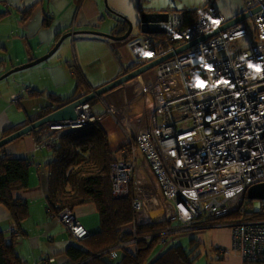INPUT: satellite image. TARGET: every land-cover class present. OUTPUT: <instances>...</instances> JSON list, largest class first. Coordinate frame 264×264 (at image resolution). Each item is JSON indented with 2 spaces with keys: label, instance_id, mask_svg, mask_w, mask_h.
Masks as SVG:
<instances>
[{
  "label": "built area",
  "instance_id": "built-area-1",
  "mask_svg": "<svg viewBox=\"0 0 264 264\" xmlns=\"http://www.w3.org/2000/svg\"><path fill=\"white\" fill-rule=\"evenodd\" d=\"M263 2L244 0L243 13ZM229 20L214 0L187 26L182 14L171 13L165 33L130 43L133 53L142 52L137 67ZM72 68L78 69L76 61ZM94 99L77 107V123L47 126L40 135L58 137L61 129L94 121L107 131L117 158L113 193L130 199L134 223L95 256L115 260L119 250L166 244L171 236L242 212V220L225 225L233 229L232 248L243 262L264 261V200L247 197L252 185L264 183V8ZM59 217L76 239L89 235L70 209ZM139 222L162 229L139 236Z\"/></svg>",
  "mask_w": 264,
  "mask_h": 264
},
{
  "label": "crops",
  "instance_id": "crops-1",
  "mask_svg": "<svg viewBox=\"0 0 264 264\" xmlns=\"http://www.w3.org/2000/svg\"><path fill=\"white\" fill-rule=\"evenodd\" d=\"M136 1L137 10L139 9L136 16L140 17L144 10L140 8V0ZM116 4V7L111 5L112 8L120 12L119 14H126V6H121L120 0H116ZM214 5L229 19L244 12V0H214ZM149 11L182 14L184 10L151 7ZM108 12L104 0H83L80 5L78 0H0V137L5 129L23 125L29 116L41 109H54L57 104L50 99V95H55L56 99H64L75 93L76 86L74 88L72 75L76 74L70 64L73 65L77 59L68 60L66 46L71 37L70 44L74 48L76 35L64 39L61 48L48 59L33 65L34 67L20 70V73L15 71L6 77L3 75L17 65L47 54L64 34L74 28L119 33L122 24L116 14L110 12L115 15L113 16ZM80 35L86 36V40L104 41L114 47L110 43L113 39L95 34ZM116 77L118 76L105 74L92 80L94 84L87 76L86 79L90 85L100 86ZM35 90L43 94L30 96ZM20 138V141L9 145V150L18 156L31 157L35 164L31 173L30 188L14 193V196L25 201L29 208V215L23 224L24 233L22 237L14 240L15 251L25 261L24 264H70L67 251L72 245H80L82 239H76L61 222L59 214L49 210L46 200L48 164L53 158L47 142L54 138V134L49 138H41L43 141L40 142L34 133ZM73 213L86 226L90 236L99 232L100 217L94 203L80 205ZM14 229L15 222L10 211L0 204V231L8 235ZM227 245L232 248L231 236ZM219 246L226 247L223 244Z\"/></svg>",
  "mask_w": 264,
  "mask_h": 264
},
{
  "label": "trees",
  "instance_id": "trees-1",
  "mask_svg": "<svg viewBox=\"0 0 264 264\" xmlns=\"http://www.w3.org/2000/svg\"><path fill=\"white\" fill-rule=\"evenodd\" d=\"M82 1L78 0V4L80 5ZM115 14L122 26H125L119 30L118 34H121L128 28L127 21L122 17L123 15ZM197 14L198 12L184 10L182 13L184 26L192 23ZM71 66L73 67L74 64H70ZM122 72L123 70L120 74ZM75 77L77 86L73 95L64 99H56L55 95H50V99L57 104L56 107L72 101L80 93L90 92L91 87L102 86H91L88 80L80 75L79 70ZM42 94L43 92L35 90L30 93V96H41ZM91 101L95 103L96 99ZM54 109H41L29 116L23 125H19L20 127L5 129L0 138L40 119ZM46 127L47 125H44L31 132L34 133L38 142L43 138L39 131ZM58 133V137L54 136V140L49 139L47 142L50 145L49 151L53 154L48 164L49 178L46 197L48 208L55 214L65 209L74 212L76 207L91 202L96 205L100 217L99 232L83 238L80 245H72L68 249L70 264H112V260L107 255H95L114 246L122 233L130 232L133 210L129 198H118L113 193L111 173L112 165L117 158L109 149L107 131L100 122L94 121L77 128L61 129ZM20 139L17 138L0 148V204L8 208L15 222V229L10 231L11 234L7 235L0 231V264L25 263L15 251L14 240L22 237L24 233L23 224L29 215V208L27 203L16 198L14 193L30 188L31 173L35 162L29 156H18L9 150V145ZM249 208L252 207L249 206L246 209ZM240 216L243 218L245 215L242 212H236L223 217ZM161 229V225H147L139 222L138 235L156 233ZM129 237L131 236L128 235L127 238ZM153 244L155 243L152 242L149 246L142 244L140 250H134L131 247L122 249L123 254L119 255L118 264H193L197 258L195 254L192 257L184 246L173 245L167 247L156 258L149 260ZM243 264H264V261H246Z\"/></svg>",
  "mask_w": 264,
  "mask_h": 264
},
{
  "label": "rangeland",
  "instance_id": "rangeland-1",
  "mask_svg": "<svg viewBox=\"0 0 264 264\" xmlns=\"http://www.w3.org/2000/svg\"><path fill=\"white\" fill-rule=\"evenodd\" d=\"M208 1L209 0H140L139 3L141 4L140 8L145 12H148L151 7H155L157 9L164 7L167 8V10L181 9L197 13ZM120 2L121 6H126L124 11L126 14L121 13V15H127L128 18L135 24L133 33L128 39L115 41L110 40V43L114 45V47H112L107 42L86 40V36H79V34H77V39L74 41V48H72V44H70L71 37H69L70 42L66 46V51H68L67 58L70 61L77 59L76 62L80 67V75L84 77L87 76L88 80L92 84H94L92 80L105 74L119 76V72L123 69L121 65H127L135 60L130 43L140 35L138 34L140 17L136 16V12L139 13V9L137 10L138 2L136 0H120ZM111 5L116 7V0H108L107 8L114 14L118 13V11L116 12ZM110 12L108 13L111 14ZM27 69L28 68H26V70ZM77 70H75V74ZM22 71H24V69ZM22 71L19 70L18 73ZM72 76L74 77L75 88V86H77L76 77L74 75ZM90 82L89 84H91ZM45 129L46 128L39 131L40 134L44 132ZM50 133L54 134V132ZM251 209L252 208H249V211ZM239 220H242L241 216L235 218H219L210 221L211 226L208 228L193 230L188 233L171 236L166 244L159 245L155 243L153 244L154 247L151 248L152 251L149 255V260L151 258H156L167 247H171L173 245H182L188 249L192 257L195 255L197 256L193 264H243L244 262L239 256V251L234 250L231 248V246L227 245L230 241V236L233 229L230 226H225L226 224ZM133 223L134 221L132 224ZM220 244H223L226 247L219 246ZM191 251L194 252L191 253ZM122 254L123 251L119 250V255ZM193 254L195 255L193 256ZM119 260V258L112 260V264H118Z\"/></svg>",
  "mask_w": 264,
  "mask_h": 264
},
{
  "label": "water",
  "instance_id": "water-1",
  "mask_svg": "<svg viewBox=\"0 0 264 264\" xmlns=\"http://www.w3.org/2000/svg\"><path fill=\"white\" fill-rule=\"evenodd\" d=\"M104 2L106 4V6H108V0H104ZM262 8H264V2L262 5H259L256 8L252 9L251 13H249V12L241 13L240 15L230 19L229 21H227L225 24L221 25L220 27H218L214 30H211L210 32H207L206 34H204V35H202V36H200L194 40L189 41L185 45L176 49L175 52H170L166 56H164L160 59H157V60L152 61V62H150V63H148L142 67L134 69L129 74L122 75V76H119L115 79H112L108 83L96 88L95 91H92V92L87 93L85 95H82V94L77 95L75 97V99H73L72 101L65 103L59 107H56L51 113L41 117L40 119H37L36 121L29 123L28 125L20 128L19 130H16V131L10 133L9 135H7L5 137L0 138V148L3 147L4 145L16 140L17 138H20L24 135L31 133L32 131H34V130H36V129L44 126V125H47V126L61 125V124H65L69 121L77 123L76 122V120L78 118L77 107L79 105L84 104L86 102H89L92 99H94L97 95H101L103 93H106V92L110 91L111 89L120 86L121 84L128 81L132 77H135L139 74L146 72L148 69L152 68L153 66L160 63L164 59H166L170 56H173L175 53H179V52L191 47L192 45H194V44H196L202 40H206V39L216 35L220 31L225 30L226 28H229L235 24L241 23L246 18H248L250 16V14H253V13L260 11ZM122 17H124V19L128 23V28L126 29V31L123 34L103 32V31H99L96 29L73 30L71 32L64 34L59 39V41L55 44V46L47 54H45L39 58H36L32 61H29L27 63H23L21 65H17L15 67H13L11 70L6 72L3 75V77L8 76L9 74H11L15 71L26 69L28 67L36 65V64L48 59L50 56H52L61 47L63 40L66 39L67 37L71 36V35H77V34H83L84 33V34H95V35H99V36H104V37H107V38H110L113 40H126V39H128L134 30L135 24L125 15H123ZM169 17H170L169 12H162V11L145 12L144 11L140 15V29L139 30H140V32L146 33V34L165 33L167 31V25L166 24H167V21L169 20ZM141 55H142V52L134 53V56L137 58H139ZM247 197L250 199L264 200V183H258V184L252 185L247 191Z\"/></svg>",
  "mask_w": 264,
  "mask_h": 264
},
{
  "label": "flooded vegetation",
  "instance_id": "flooded-vegetation-1",
  "mask_svg": "<svg viewBox=\"0 0 264 264\" xmlns=\"http://www.w3.org/2000/svg\"><path fill=\"white\" fill-rule=\"evenodd\" d=\"M127 25H128V23H127ZM124 27H125V26H124ZM124 27L122 26V28H124ZM139 29H140V22H139ZM124 32H125V31H124ZM124 32H121V34H123ZM132 33H133V32H132ZM132 33H131V34H132ZM138 34H140L138 38L142 37L143 35H146V33H142V32H140V30H138ZM136 39H137V38H136ZM137 63H138V61H137L136 58H135V60H133L131 63H129L128 65H126L125 68L122 69L123 72H122L119 76L129 74V73L132 72L134 69L139 68V67H137V65H138ZM140 67H142V66H140ZM119 76H118V77H119ZM138 76H139V75H138ZM136 77H137V76L132 77V78L129 79L128 81L124 82L123 84H125V83L131 81L133 78H136ZM85 78H86V77H85ZM123 84H121V85H123ZM91 86H92V85H91ZM113 89H115V88H113ZM113 89H111V90H113ZM111 90H110V91H111Z\"/></svg>",
  "mask_w": 264,
  "mask_h": 264
},
{
  "label": "bare ground",
  "instance_id": "bare-ground-1",
  "mask_svg": "<svg viewBox=\"0 0 264 264\" xmlns=\"http://www.w3.org/2000/svg\"><path fill=\"white\" fill-rule=\"evenodd\" d=\"M152 218H154V219H155V216H153V215H152Z\"/></svg>",
  "mask_w": 264,
  "mask_h": 264
}]
</instances>
